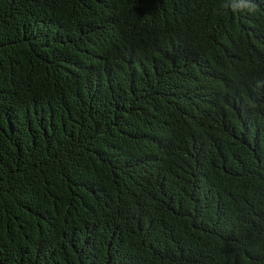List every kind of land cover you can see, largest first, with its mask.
<instances>
[{"label":"trees","instance_id":"trees-1","mask_svg":"<svg viewBox=\"0 0 264 264\" xmlns=\"http://www.w3.org/2000/svg\"><path fill=\"white\" fill-rule=\"evenodd\" d=\"M0 0V264H264V0Z\"/></svg>","mask_w":264,"mask_h":264},{"label":"clouds","instance_id":"clouds-1","mask_svg":"<svg viewBox=\"0 0 264 264\" xmlns=\"http://www.w3.org/2000/svg\"><path fill=\"white\" fill-rule=\"evenodd\" d=\"M225 9L231 8L232 11L247 10L249 12L255 11L257 5L252 0H225L223 4Z\"/></svg>","mask_w":264,"mask_h":264}]
</instances>
